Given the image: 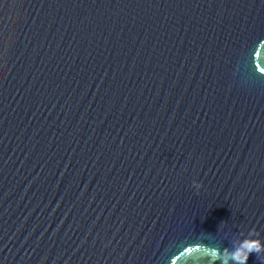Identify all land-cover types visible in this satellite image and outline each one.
Returning <instances> with one entry per match:
<instances>
[{
	"label": "water",
	"instance_id": "95a60500",
	"mask_svg": "<svg viewBox=\"0 0 264 264\" xmlns=\"http://www.w3.org/2000/svg\"><path fill=\"white\" fill-rule=\"evenodd\" d=\"M251 230L264 0H0V264H207Z\"/></svg>",
	"mask_w": 264,
	"mask_h": 264
},
{
	"label": "clouds",
	"instance_id": "9594fccd",
	"mask_svg": "<svg viewBox=\"0 0 264 264\" xmlns=\"http://www.w3.org/2000/svg\"><path fill=\"white\" fill-rule=\"evenodd\" d=\"M193 186L198 191L202 185L193 181ZM253 252H264V239L251 230L245 238L231 241V248H212L211 256L207 257V264H247L249 255Z\"/></svg>",
	"mask_w": 264,
	"mask_h": 264
}]
</instances>
